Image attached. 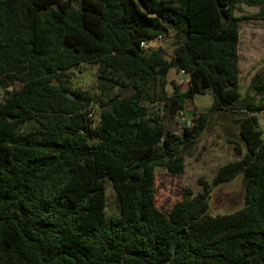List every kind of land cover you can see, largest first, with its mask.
<instances>
[{
  "label": "trees",
  "instance_id": "16d2710c",
  "mask_svg": "<svg viewBox=\"0 0 264 264\" xmlns=\"http://www.w3.org/2000/svg\"><path fill=\"white\" fill-rule=\"evenodd\" d=\"M240 3L264 21V0H0V86L20 85L0 101V264H264V71L241 99ZM159 37L169 58L159 44L141 48ZM84 66L97 70V99L73 89ZM171 70L189 91L171 82L167 92ZM208 90L211 111L173 133L172 106ZM217 112L241 114L229 142L238 159L161 211L156 170L182 175ZM240 174L245 206L211 215L212 189Z\"/></svg>",
  "mask_w": 264,
  "mask_h": 264
},
{
  "label": "rangeland",
  "instance_id": "374dc122",
  "mask_svg": "<svg viewBox=\"0 0 264 264\" xmlns=\"http://www.w3.org/2000/svg\"><path fill=\"white\" fill-rule=\"evenodd\" d=\"M259 12L258 7H249L243 3L237 4L235 16L240 18V44H239V68H240V98L255 97L250 89V84L254 76L264 71V21L253 18ZM171 41L166 39L158 42L165 50L166 58L172 53ZM97 70L84 66L82 70L74 74L73 89L80 88L83 91L91 92L97 99L99 91L96 85ZM170 84L167 92H173L171 82L179 86L182 92L189 91L188 77L175 70H171L168 76ZM20 88V85L13 84L9 87L0 86V101L6 97V91L11 92ZM118 91L114 90L112 95ZM132 90H126L123 95L127 96ZM259 102V97H256ZM213 106V95L211 91L194 94L190 103H185L181 107L174 104L164 121L169 124V129L175 128V124L180 126L178 133H182L185 126L191 125L194 113H208ZM160 116L165 115L164 103H158L152 108ZM99 103L92 105L93 119H99ZM241 114L233 115L225 112H217L212 115L206 130L199 135L194 145L187 150L185 155V171L180 176H173L165 169L156 170L157 207L163 212H169L176 203L184 198L185 190L190 189L194 194L204 190L200 184L203 178L212 183L217 175L220 166L238 159L235 153V146L230 140L236 139L237 123L236 119ZM260 129L264 139V112L258 114ZM245 178L240 174L231 182L212 189L209 199V212L211 215L228 214L240 210L245 206ZM106 212L109 216L119 215L118 201L111 182H106Z\"/></svg>",
  "mask_w": 264,
  "mask_h": 264
},
{
  "label": "built area",
  "instance_id": "2783aa9c",
  "mask_svg": "<svg viewBox=\"0 0 264 264\" xmlns=\"http://www.w3.org/2000/svg\"><path fill=\"white\" fill-rule=\"evenodd\" d=\"M165 39L163 37H159L157 40L155 41H152L150 44L146 43V42H143L141 44V48L147 50L150 46H157L160 42V41H164ZM190 126V125H189Z\"/></svg>",
  "mask_w": 264,
  "mask_h": 264
},
{
  "label": "water",
  "instance_id": "95a60500",
  "mask_svg": "<svg viewBox=\"0 0 264 264\" xmlns=\"http://www.w3.org/2000/svg\"><path fill=\"white\" fill-rule=\"evenodd\" d=\"M70 97H71V98H74V96H72V95H70ZM170 113H171V112H170ZM101 114H102V112L100 111V112H99V115H101ZM179 130H180V126L177 125V124H175V128L171 129V131H172L173 133H178Z\"/></svg>",
  "mask_w": 264,
  "mask_h": 264
}]
</instances>
